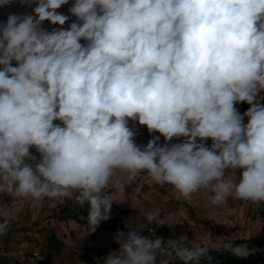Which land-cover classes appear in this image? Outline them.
<instances>
[{
  "label": "clouds",
  "instance_id": "obj_1",
  "mask_svg": "<svg viewBox=\"0 0 264 264\" xmlns=\"http://www.w3.org/2000/svg\"><path fill=\"white\" fill-rule=\"evenodd\" d=\"M34 3L0 23V193L87 205L81 237L110 218L118 172L143 173L185 200L203 190L213 206L264 204V0H74L76 20L51 31L43 22L64 25L57 10L69 0ZM240 102L250 106L243 114ZM129 121L166 143L137 145ZM11 215L0 206V237ZM144 221L117 233L104 264L211 260L186 236L142 234L165 224L159 208Z\"/></svg>",
  "mask_w": 264,
  "mask_h": 264
},
{
  "label": "rangeland",
  "instance_id": "obj_2",
  "mask_svg": "<svg viewBox=\"0 0 264 264\" xmlns=\"http://www.w3.org/2000/svg\"><path fill=\"white\" fill-rule=\"evenodd\" d=\"M73 3L74 0H69L68 4L57 10L69 16L64 25H52L45 21L42 27L48 31L54 28L68 29L76 20L69 12ZM34 7V0H12L9 5L0 7V23H6L10 14H32ZM81 43L85 41L82 40ZM261 102L264 103V100ZM235 107L240 113H244L250 106L246 102H240L236 103ZM54 123L61 122L57 120ZM129 127L136 133L135 142L139 146H146L154 136H159L160 145L166 143L162 135L158 132L149 133L146 126L129 121ZM183 139L173 138L168 143H181ZM205 144L211 147L212 140L207 139ZM30 152L37 159L40 158L34 146L30 148ZM114 182L113 190H108L112 191L115 200L112 205L123 213H111L107 221L100 222L94 233H85L82 237L87 217L80 215V223L71 219L57 220L59 210L66 203H69L72 210L77 209L79 205L74 200L64 203L45 200L42 204L35 205L30 201L17 200L6 193H0V206L12 209L10 227L7 234L0 237V262L12 260L18 252L26 250L36 238L42 246L44 256V262L41 264H104L111 252L119 250V244L115 240L117 233L138 228L145 220L146 214L156 208L161 210V218H164L165 224L153 223L150 226L159 234L173 239H178L181 235L186 236V243L190 247L200 245L214 250L222 246L224 241L257 238L264 226V220H256L244 201L229 199L223 206H213L210 204V194L203 190L194 193L190 200H185L170 185L151 184L143 173L133 179L126 173L118 172ZM260 216L264 219V211ZM3 219L4 217H0V222ZM108 227L117 232L104 230ZM52 234L62 244L59 249L48 244V237Z\"/></svg>",
  "mask_w": 264,
  "mask_h": 264
},
{
  "label": "trees",
  "instance_id": "obj_3",
  "mask_svg": "<svg viewBox=\"0 0 264 264\" xmlns=\"http://www.w3.org/2000/svg\"><path fill=\"white\" fill-rule=\"evenodd\" d=\"M241 114H243V112ZM245 122H246V119H245ZM72 211L74 210L71 209V206L69 205V203L68 204L66 203L59 210L57 220L65 221L67 219H71L77 223H80L79 216L81 215L83 217H87L88 208H87V205L83 207L79 205L74 212ZM114 212H117L120 214L123 213V212H120L119 210H116L112 205L111 213H114ZM104 230H109L111 232H117L112 227L104 228ZM153 230L155 232V236L163 237L165 241L170 239L169 236H164L162 234H159L155 228H153ZM124 233L126 234L127 231H124ZM142 234H146V231L145 233H142ZM48 239H49L48 244L52 248L59 249V247L62 245L54 234L50 235ZM33 243H39L38 239L36 240L35 238V241ZM226 245H232V247H236L239 245H246L248 249L250 250L251 254L247 256L246 258H238L232 254L231 250L227 248ZM1 255L3 256V254ZM42 256H43V252H42ZM209 256L211 257V260L209 261L205 258L202 264H264V226H262L260 235L257 238L236 239V240L229 241V242L224 241L223 245L220 246L219 248H216L214 250H209ZM9 261L10 260H7V261L2 260L0 264H8ZM43 262H44V256H43V261L40 262L39 264Z\"/></svg>",
  "mask_w": 264,
  "mask_h": 264
},
{
  "label": "built area",
  "instance_id": "obj_4",
  "mask_svg": "<svg viewBox=\"0 0 264 264\" xmlns=\"http://www.w3.org/2000/svg\"><path fill=\"white\" fill-rule=\"evenodd\" d=\"M241 171L242 170H237L238 176L240 175ZM244 202L247 204L250 213L255 217V219L258 221L262 220L260 213L262 211H264V204L254 205L250 202H246V201H244ZM150 228L153 229L152 227H150ZM145 231H146L147 235H151L153 238H155V232L154 231L151 233H149L147 231V229H145ZM170 239H173V238H170ZM26 250L27 251H26L25 256H17L15 258H13L12 260H10L8 262V264H26L27 260H29L30 262H33L35 264H38V263L43 261L42 246L39 243H33ZM176 264H182V262L176 261Z\"/></svg>",
  "mask_w": 264,
  "mask_h": 264
},
{
  "label": "crops",
  "instance_id": "obj_5",
  "mask_svg": "<svg viewBox=\"0 0 264 264\" xmlns=\"http://www.w3.org/2000/svg\"><path fill=\"white\" fill-rule=\"evenodd\" d=\"M26 249H27V248H26ZM26 251H27V250L24 249L22 252H21V251L18 252V254H17L16 256H25ZM16 256H15V257H16ZM29 262H30V261L27 260V263H26V264H30ZM31 263L33 264V262H31ZM34 264H35V263H34Z\"/></svg>",
  "mask_w": 264,
  "mask_h": 264
}]
</instances>
